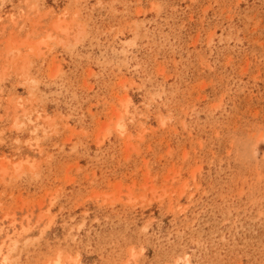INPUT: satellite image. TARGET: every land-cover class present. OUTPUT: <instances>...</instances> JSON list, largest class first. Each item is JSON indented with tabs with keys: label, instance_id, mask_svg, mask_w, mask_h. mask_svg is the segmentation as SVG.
I'll return each mask as SVG.
<instances>
[{
	"label": "rangeland",
	"instance_id": "obj_1",
	"mask_svg": "<svg viewBox=\"0 0 264 264\" xmlns=\"http://www.w3.org/2000/svg\"><path fill=\"white\" fill-rule=\"evenodd\" d=\"M0 264H264V0H0Z\"/></svg>",
	"mask_w": 264,
	"mask_h": 264
}]
</instances>
